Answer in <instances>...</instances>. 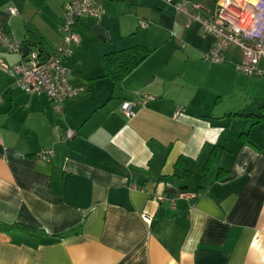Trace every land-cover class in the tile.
<instances>
[{
    "label": "crops",
    "instance_id": "crops-1",
    "mask_svg": "<svg viewBox=\"0 0 264 264\" xmlns=\"http://www.w3.org/2000/svg\"><path fill=\"white\" fill-rule=\"evenodd\" d=\"M65 1L0 0V27L46 55ZM104 8L73 26L80 92L62 115L19 89L6 70L20 58L0 46V223L29 230L0 232V264H264V78L235 72V48L206 63L214 37L162 0ZM134 46L151 53L114 82L104 57Z\"/></svg>",
    "mask_w": 264,
    "mask_h": 264
},
{
    "label": "built area",
    "instance_id": "built-area-1",
    "mask_svg": "<svg viewBox=\"0 0 264 264\" xmlns=\"http://www.w3.org/2000/svg\"><path fill=\"white\" fill-rule=\"evenodd\" d=\"M162 1L191 22L197 23L202 33L214 37V45L203 55L206 63H225L226 51L235 48L241 53V61L234 65L235 72L249 78H264V71L258 67L259 62L264 60V0H217L212 7L189 0ZM105 2L106 0H66L60 28L61 43L46 55L33 52L23 55V43L10 31L0 27V46L20 58V62L12 70L6 71L17 77L21 91L27 94H45L56 115H62L64 103L76 98L80 92L79 88L71 86L68 81L70 70L67 61L80 44L73 26L83 18L101 19L105 15ZM6 13L9 18L18 15L14 7H9ZM153 99L147 95L141 103L145 104ZM121 112L127 119L132 118V104L123 102ZM74 137L75 134L68 131L62 141ZM52 156L53 151L41 150L34 159L45 162ZM195 198L196 195L190 192H180L176 197L186 201ZM164 199L162 195L156 197L158 202ZM173 201L171 199L172 203ZM143 220L150 223L148 217L143 216Z\"/></svg>",
    "mask_w": 264,
    "mask_h": 264
},
{
    "label": "trees",
    "instance_id": "trees-1",
    "mask_svg": "<svg viewBox=\"0 0 264 264\" xmlns=\"http://www.w3.org/2000/svg\"><path fill=\"white\" fill-rule=\"evenodd\" d=\"M177 2L179 0H172ZM192 2H200L206 6L212 7L217 0H189ZM151 51L141 46H134L132 48L108 54L104 57L107 67L108 76L114 82L122 81L128 74H130L136 67H138L150 55ZM10 230H19L21 232H29V230L20 225H5L0 223V232H9ZM43 234L42 231H38Z\"/></svg>",
    "mask_w": 264,
    "mask_h": 264
},
{
    "label": "water",
    "instance_id": "water-1",
    "mask_svg": "<svg viewBox=\"0 0 264 264\" xmlns=\"http://www.w3.org/2000/svg\"><path fill=\"white\" fill-rule=\"evenodd\" d=\"M22 52H23V55H27V53L29 52V48L27 45H23Z\"/></svg>",
    "mask_w": 264,
    "mask_h": 264
},
{
    "label": "rangeland",
    "instance_id": "rangeland-1",
    "mask_svg": "<svg viewBox=\"0 0 264 264\" xmlns=\"http://www.w3.org/2000/svg\"><path fill=\"white\" fill-rule=\"evenodd\" d=\"M237 57H238V54H237ZM239 74L244 75V74H242V73H239Z\"/></svg>",
    "mask_w": 264,
    "mask_h": 264
}]
</instances>
